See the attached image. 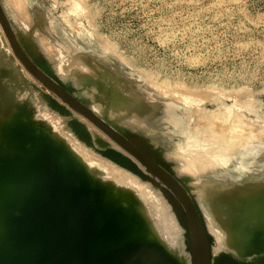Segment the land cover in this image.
<instances>
[{
	"label": "rangeland",
	"instance_id": "obj_1",
	"mask_svg": "<svg viewBox=\"0 0 264 264\" xmlns=\"http://www.w3.org/2000/svg\"><path fill=\"white\" fill-rule=\"evenodd\" d=\"M28 1L24 0L25 25L13 18L4 0L0 4L29 59L56 77L100 119L142 140L164 163L169 169L166 171L191 195L200 210L212 238L213 260L225 258L231 264H264V227L259 225V221H264V0ZM43 20L54 23L56 28H48ZM0 35V47L4 49L0 50V57L4 56L0 58V94L2 90L6 92L7 80H15L13 85L19 87L17 90L25 84L23 88L38 94L50 113L57 114L55 109L60 107L54 105L56 101L63 106L61 111L72 110L76 122L88 120L23 68L1 27ZM18 63L26 69L25 75H15L19 79L26 76L22 81L12 76L15 70L10 73L11 68H6ZM1 70L8 73L2 74ZM152 103L170 107L181 121L166 125L153 118L149 105ZM12 109L13 104L0 109L5 121L13 117L30 120L34 115L30 108L23 114L17 108L12 113ZM88 123L85 129L89 133L92 130V139L101 137L110 149L129 158L156 181L154 185L142 180L93 150L100 159L112 162L117 173L123 170L128 186L138 184L151 196L145 207L136 208L133 200L137 196L132 199L128 194L127 199L116 197L121 198L116 202L139 215L149 237L160 244L175 264H191L185 229L161 191V187L170 189L109 135L90 120ZM35 124L43 129L46 138L61 144L52 139L40 122ZM77 140L92 150V146ZM189 163L200 173L186 172L188 176H184L180 168H192ZM190 176L201 179L199 183H196L199 178L191 181L194 186L205 184V189L213 188L209 192L203 188L197 190L205 198V206L187 181ZM208 185L212 188H206ZM256 186H262L261 190ZM100 187L113 198L105 186ZM201 205L209 207L208 215ZM153 221H158L161 231L155 229Z\"/></svg>",
	"mask_w": 264,
	"mask_h": 264
},
{
	"label": "water",
	"instance_id": "obj_2",
	"mask_svg": "<svg viewBox=\"0 0 264 264\" xmlns=\"http://www.w3.org/2000/svg\"><path fill=\"white\" fill-rule=\"evenodd\" d=\"M0 27L29 73L170 189L161 187L185 229L191 264H231L225 258L213 260L212 238L200 210L164 163L142 140L114 129L69 93L56 77L33 63L17 41L1 4ZM62 113L71 118L69 127L79 140L88 146L95 142L104 148L95 149L102 156L156 185L129 158L110 149L102 139H92L87 129L74 120L71 109L64 108ZM103 191L77 169L74 158L61 144L46 138L33 121L16 118L0 124V264H175L149 237L139 215Z\"/></svg>",
	"mask_w": 264,
	"mask_h": 264
},
{
	"label": "bare ground",
	"instance_id": "obj_3",
	"mask_svg": "<svg viewBox=\"0 0 264 264\" xmlns=\"http://www.w3.org/2000/svg\"><path fill=\"white\" fill-rule=\"evenodd\" d=\"M27 2H29L28 0H27ZM24 0H4V5L6 6V8L9 10V12L12 14V16H13V18H15V20L17 19V20H19L20 21V23L21 24H24L25 25V22H24V17H25V14H27V12H25V9H24ZM39 14H41V13H39ZM25 19H27V17L25 18ZM43 19H44V17H43ZM18 21V22H19ZM27 22V21H26ZM43 24L44 25H46L48 28H56V25H54V23H52V22H50V21H45V20H43ZM41 25H42V22H41ZM44 25H42V26H44ZM4 34V33H3ZM1 36V35H0ZM5 36V35H4ZM41 38V37H40ZM1 48V47H0ZM1 51H3L4 49H0ZM5 50H7V52H10V50H9V48H5ZM11 53V52H10ZM4 54H6V53H4ZM2 56V55H1ZM2 57H4V56H2ZM2 57H0V58H2ZM2 62V61H1ZM21 65V64H20ZM19 65V63H18V66H16V65H12L11 67H6L7 69L8 68H11V69H9L10 71V73L12 72V71H14V73L12 74V76H14V78H17V77H15V75L16 74H22V75H25V70H23L22 69V67ZM23 65V64H22ZM5 66H7V64L5 65ZM13 66H15V69H14V67ZM13 67V68H12ZM19 68V69H18ZM23 68H25L24 66H23ZM81 68V67H80ZM6 69V70H7ZM82 69H84V67L82 66ZM4 70V69H3ZM80 70V69H79ZM83 71V70H82ZM1 72H2V70H1ZM4 72V71H3ZM3 72H2V74H3ZM80 72V71H79ZM5 73H8V72H4V74ZM1 74V75H2ZM20 74V75H21ZM32 75V74H31ZM64 75H65V73H64ZM16 76H18V75H16ZM24 79H25V77L26 76H22ZM21 77V79H19V77L16 79L17 81H18V79L19 80H21L22 81V78ZM9 79V78H8ZM13 79V78H12ZM2 81H4V79L2 80ZM1 81V82H2ZM8 81V83L6 84V82L4 83V84H6V85H8L7 86V90H6V92L4 91V90H2V92H1V94H0V109H3V108H8L9 106H11L12 104H13V109H12V113L15 111V108H17V110H21V113L23 114V113H25V112H27L26 110H27V108H30L31 110H32V112L34 113V115L32 116V117H29L30 118V121H33L34 123L35 122H40L41 123V126L46 130V131H48L50 134H51V137H52V139H54L55 141H57V142H60L61 143V145L63 144V145H65L66 147H67V152L74 158V160H75V163L77 164V169H79L85 176H87L88 178H92L93 180H94V182H96V184H97V186H100V185H103V186H105L104 188H105V190L107 191V192H110V194L112 195V199L113 200H115V201H117L118 199L116 198V197H122V199L123 198H125V199H127L126 198V195L127 196H131L132 197V199H136L135 197L137 196V200L135 201V200H133V204L135 205V207L136 208H138V206L139 205H143L144 207L147 205V202H146V200H148V198L149 197H151L150 196V192H148L146 189H143V188H141V187H138V184H136V186H134L133 184L134 183H131V182H129V181H131V180H126V182H128V183H131L132 184V186L131 185H127V183H125V181H124V179L123 178H125L122 174H124L123 173V170H122V172H121V174H119V172L117 173V171H115V166L114 165H112L110 162H108V158L106 159V160H104V159H100L98 156H97V154L95 155L94 153H93V150L96 152V148L99 150H103L104 148H101L98 144H96L95 142L93 143V142H91V145L90 146H93L94 145V147L92 148V150H89V149H86L84 146H82L79 142H78V140L77 139H79L76 135H75V133L72 131V129H71V127H69V124L68 123H70L69 121H67L66 119H67V117H66V115H64L62 112L63 111H61L60 110V108H58L57 107V109H55L56 110V112H57V114H54V113H50L48 110H47V108H45V103H44V101H42V99L39 97V96H37L36 94H34V93H32L33 91H31L30 89V91L28 90V89H25V88H23V86L21 87V88H23V89H21L20 88V90H17V89H19V87L17 88L16 86H14L13 84H14V81H10V79L9 80H7ZM3 83V82H2ZM19 83V82H18ZM27 83V82H26ZM20 84V83H19ZM18 84V85H19ZM23 84V83H22ZM5 85V86H6ZM17 85V84H16ZM36 93V92H35ZM151 107H152V110H153V112L151 113L152 115V117L153 118H155V117H157L158 119H160V120H162L163 122H164V124H166V125H176V124H178L179 123V121H181L180 120V116L173 110V109H170V107H160V106H156V105H153V103H152V105L151 104H149ZM51 109L53 108V107H50ZM52 111H54V110H52ZM11 117H13V116H11ZM25 117H26V115H25ZM74 117V116H73ZM16 118H20V117H16ZM15 118V119H16ZM76 118H77V116H76ZM79 118V117H78ZM14 120V117H13V119H11V120H9V121H5L4 120V116H1L0 115V124H2V123H7V122H11V121H13ZM26 120H29V119H26ZM75 120V119H74ZM79 120V119H78ZM83 120V119H82ZM89 120V119H88ZM88 120H86L85 122H81V121H77L78 122V124H82L83 125V127L85 128L86 126H85V123H86V125H87V123H88ZM90 123V122H89ZM89 123H88V125H89ZM90 127H88V130H90L89 129ZM96 129V128H95ZM93 133L96 135V133L94 132V130H93ZM90 134L92 135V130H90ZM93 134V135H94ZM75 136L77 137V138H75ZM50 137V138H51ZM94 137V136H93ZM100 137V136H99ZM101 138V137H100ZM99 138V139H100ZM103 138V137H102ZM103 141H105V140H103ZM109 143H110V141H109ZM107 144H108V142H107ZM110 145V144H109ZM116 146V145H115ZM112 147V146H111ZM115 151V150H114ZM98 153V152H97ZM105 157V156H104ZM106 158V157H105ZM168 158V157H167ZM170 158V157H169ZM175 158V157H174ZM179 158V157H178ZM197 158V157H196ZM171 159H173V158H171ZM198 160V159H197ZM182 162L184 161V160H181ZM180 161V162H181ZM181 162V164L183 165V167H187L186 166V164L185 163H182ZM190 162H192V161H190ZM197 162V161H196ZM193 163V165H195L196 163H194V161L192 162ZM192 163H189V165H191V167L192 168H190L191 169V171H188V170H190V169H185L184 170V168H183V170H182V168H180L179 170H180V172L181 171H183V173L182 174H184V176H186L187 174H188V172H190V174H188V175H197V173L199 172V170L198 169H196V167L195 166H192ZM198 163H201L200 161L198 162ZM197 163V164H198ZM181 164H179V167H181L182 165ZM185 164V165H184ZM205 164V163H204ZM178 165V164H177ZM181 165V166H180ZM188 165V166H189ZM199 166V165H198ZM175 167V166H174ZM193 167H195V170H194V168ZM207 167V166H206ZM118 168V167H117ZM188 168V167H187ZM93 169V171H91ZM178 169V168H177ZM208 169H209V167H208ZM119 170V169H118ZM196 172V174H194V172ZM198 171V172H197ZM203 171V170H202ZM48 172H50V173H52L53 175H58V172H56L55 170H48ZM187 172V174H185ZM127 173V172H126ZM125 173V174H126ZM200 173V172H199ZM127 174H129V173H127ZM120 175H122V176H120ZM132 175V174H131ZM175 175H177V174H175ZM181 175V174H180ZM187 175V176H188ZM199 176L201 175V174H198ZM207 175V174H206ZM126 176V175H125ZM130 176V175H129ZM182 176V175H181ZM199 176H196L197 178H199ZM203 178H204V175L202 176ZM201 177V178H202ZM191 178V179H190ZM197 178H193L192 176H190V177H187L186 179H188L187 181L188 182H191V181H193L194 179H197ZM203 178H202V180H203ZM200 179V178H199ZM190 180V181H189ZM204 180H206V178L204 179ZM208 180V179H207ZM186 181V180H185ZM199 181H201V179L200 180H196V183L198 182L199 183ZM209 181V180H208ZM204 182V181H203ZM140 183H142V182H140ZM192 183V182H191ZM190 183V184H191ZM202 183V182H201ZM194 184H195V182H194ZM207 184H210L209 182H207ZM217 184V183H216ZM191 185H193V183L191 184ZM202 185H203V183H202ZM142 186V185H141ZM194 186V185H193ZM193 186H192V188H193ZM197 186V184H195V186H194V190L197 192V190L198 189H200V188H203V189H205V184L203 185V187L201 186V187H196ZM209 186L212 188V185H208V186H206V188H208L209 189ZM110 187L112 188V190L110 189ZM150 187V186H149ZM215 187V186H214ZM197 188V189H196ZM217 188V187H216ZM254 188H260L259 186H256V187H254ZM261 188H262V186H261ZM261 188H260V190H261ZM213 189V188H212ZM212 189H210V190H212ZM104 190V189H103ZM210 190H207V189H205L204 190V192H209ZM214 190H216L215 188H214ZM253 190H255V189H253ZM257 190V189H256ZM213 191V190H212ZM211 191V192H212ZM134 192V193H133ZM253 192V191H252ZM199 192H197V194H198ZM214 193L216 194V192L214 191ZM254 193V192H253ZM134 194V195H133ZM138 194V195H137ZM205 194H207V193H205ZM213 193H211V195H212ZM215 194H213V196L215 195ZM257 193H255L254 195H256ZM108 195V194H107ZM208 195H210V193L208 194ZM198 196H199V198H202V199H200V202L203 204V206H205L204 205V203H205V201H203V200H205V198L203 199V197H200V196H202L201 194H198ZM197 196V197H198ZM217 195H215L214 197H216ZM154 197V196H153ZM161 197V196H160ZM159 197V198H160ZM129 198V200H130V197H128ZM121 199V198H120ZM119 199V200H120ZM151 201V200H150ZM200 202H198V203H200ZM204 202V203H203ZM125 203V202H124ZM150 203V202H149ZM155 204V203H154ZM133 205V206H134ZM162 205V204H161ZM123 206H124V204H123ZM202 205H201V207H203ZM207 207V206H206ZM147 208H148V210H149V206H147ZM202 209V208H201ZM203 209H206V208H204L203 207ZM207 209H209V207L207 208ZM205 210L204 212H206L205 214L206 215H208L209 213H210V211L209 212H207L208 210ZM161 211V210H160ZM140 214H144L145 212H139ZM146 214H148V213H146ZM162 214V213H161ZM204 214V213H203ZM149 216V214L147 215V217ZM144 217L146 218V215H144ZM150 217V216H149ZM148 217V218H149ZM154 217V216H153ZM209 218H210V215L208 216ZM207 217V218H208ZM148 218H147V220H148ZM171 219V218H170ZM212 219V218H211ZM145 221H146V219H144ZM208 220H210V219H208ZM213 221V219L211 220V222ZM244 220H242V222H243ZM149 222V221H148ZM154 222V221H153ZM210 222V221H209ZM164 223V222H163ZM154 224L157 226V227H155V229L157 228L158 230H160V227L158 228V221H155L154 222ZM210 224H212L213 226L215 225V223L213 224V223H210ZM241 225H243L242 223H241ZM259 225H261V227H264V221H259ZM212 226V227H213ZM151 227V226H150ZM175 227V226H174ZM209 227V226H208ZM210 228V227H209ZM158 230H156V232H158ZM248 231H249V229H247ZM161 231V230H160ZM167 231V230H166ZM175 231H177V230H175ZM242 231H243V229H242ZM153 231H151L150 230V233H152ZM155 232V233H156ZM246 232V231H245ZM247 234H248V232H246ZM153 234V233H152ZM157 234V233H156ZM160 234V233H159ZM177 234H179V233H177ZM212 234V233H211ZM255 235V234H254ZM156 237V236H155ZM158 237H160V236H158ZM166 237V236H165ZM179 237V236H178ZM158 239H160V238H158ZM166 239V238H165ZM170 241V240H169ZM179 241V240H178ZM250 242H252V239H250L249 240ZM166 242V241H165ZM165 244V243H164ZM171 244V243H170ZM169 244V246H171ZM177 244V243H176ZM178 245V244H177ZM182 245V244H181ZM173 247H175V246H173ZM173 247H170V249L171 248H173ZM167 249V248H166ZM178 249V248H177ZM172 250V249H171ZM170 251V250H169ZM174 251H176V250H174ZM179 251V250H178ZM181 252V251H180ZM179 252V253H180ZM178 253V254H179ZM181 254H183L182 252H181ZM180 254V255H181ZM179 256V255H178ZM187 257H185V258H183V259H186ZM181 259H182V257H181ZM179 260V259H178ZM187 261V260H186ZM176 262V261H175ZM183 262H185V261H183ZM186 263V262H185Z\"/></svg>",
	"mask_w": 264,
	"mask_h": 264
}]
</instances>
